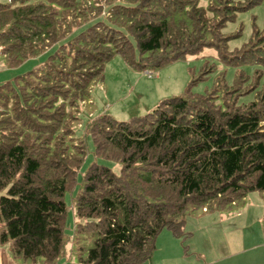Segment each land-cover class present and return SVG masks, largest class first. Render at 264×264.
Masks as SVG:
<instances>
[{"label":"trees","instance_id":"obj_1","mask_svg":"<svg viewBox=\"0 0 264 264\" xmlns=\"http://www.w3.org/2000/svg\"><path fill=\"white\" fill-rule=\"evenodd\" d=\"M261 3L0 5L7 65L48 51L39 65L0 84V243L15 259L139 264L151 257L161 230L178 235L187 210L226 207L264 191V81L257 68L251 76L239 70L222 94L195 95L187 88L127 121L94 116L85 129L90 145L75 136L81 105L115 54L137 68L159 67L214 48L225 65L264 66V18L259 25L252 15L245 41L228 44L242 34L239 15ZM251 91L252 101L239 102Z\"/></svg>","mask_w":264,"mask_h":264},{"label":"rangeland","instance_id":"obj_2","mask_svg":"<svg viewBox=\"0 0 264 264\" xmlns=\"http://www.w3.org/2000/svg\"><path fill=\"white\" fill-rule=\"evenodd\" d=\"M1 2L0 5L9 0ZM263 5H256L248 13L239 15L242 34L228 43L230 48L240 46L248 37L253 16L261 25ZM236 24H231L229 29H234ZM47 54L48 51L16 66L7 65L0 54L3 65L1 80L14 82L15 77L44 61ZM136 59H139L138 56ZM238 67L223 64L214 48H204L198 54H187L159 67L148 65L137 68L120 54H115L106 62L102 80L93 82L89 99L81 105L80 123L75 126V136L90 145L85 129L87 121L94 116L106 114L118 121H127L149 113L164 99L183 95L187 88L195 95L222 94L224 86L233 83L239 70L251 76L257 68L262 73L260 82L264 81V66ZM254 95V91L242 95L239 102L252 101ZM65 202L69 228L73 224L72 193L65 196ZM184 217L178 235H174L170 229L161 230L151 257L139 264H261L254 246L261 245L264 238V191L249 192L243 199L226 207L189 209ZM18 261L20 264H31L29 261ZM68 262H72L70 256L62 264Z\"/></svg>","mask_w":264,"mask_h":264},{"label":"crops","instance_id":"obj_3","mask_svg":"<svg viewBox=\"0 0 264 264\" xmlns=\"http://www.w3.org/2000/svg\"><path fill=\"white\" fill-rule=\"evenodd\" d=\"M1 0H0V4H1ZM0 54H1V50H0ZM2 55V54H1ZM3 58V57H1ZM3 68V65L0 63V72ZM2 76L0 75V83H2L5 80H1ZM165 235L167 234L168 236H170L169 233H164ZM173 245L175 244L174 241H172ZM255 250H257V260L259 261V263L264 264V238H263V243L259 246H254ZM253 256L251 258V260H253ZM0 264H20L18 259H15L9 250V245L8 244H2L0 243Z\"/></svg>","mask_w":264,"mask_h":264}]
</instances>
